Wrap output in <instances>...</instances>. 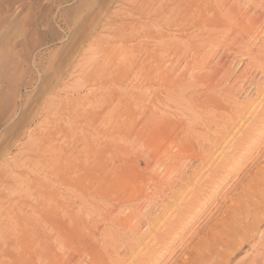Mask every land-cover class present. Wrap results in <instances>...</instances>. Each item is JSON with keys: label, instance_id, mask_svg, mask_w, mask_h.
Here are the masks:
<instances>
[{"label": "rangeland", "instance_id": "rangeland-1", "mask_svg": "<svg viewBox=\"0 0 264 264\" xmlns=\"http://www.w3.org/2000/svg\"><path fill=\"white\" fill-rule=\"evenodd\" d=\"M175 157L169 182L183 195L169 199ZM134 173L146 180L115 214L161 207L148 240L99 211ZM263 180L264 0H0V264H104L98 252L105 264H182ZM174 209L182 219L157 236ZM258 220L229 264H264Z\"/></svg>", "mask_w": 264, "mask_h": 264}, {"label": "bare ground", "instance_id": "bare-ground-1", "mask_svg": "<svg viewBox=\"0 0 264 264\" xmlns=\"http://www.w3.org/2000/svg\"><path fill=\"white\" fill-rule=\"evenodd\" d=\"M259 33V32H258ZM166 45H167V43H166ZM166 45H164V47L166 46ZM169 45V44H168ZM167 45V46H168ZM168 49V48H167ZM165 52V51H164ZM167 76V75H166ZM197 78V77H196ZM196 78H194V79H196ZM201 79V78H200ZM197 81V79L195 80V82ZM198 81H199V78H198ZM201 81H202V79H201ZM202 83V82H201ZM205 83V82H204ZM203 83V84H204ZM193 84H195V83H193ZM200 84V83H199ZM196 86H197V84L195 85V88H196ZM200 86V85H199ZM204 86V85H203ZM198 87V86H197ZM193 88V87H192ZM213 97V96H212ZM203 98V97H202ZM202 98H200V99H202ZM194 99V98H193ZM195 99H197V98H195ZM199 99V100H200ZM209 99H211L210 97H209ZM213 100V99H212ZM215 100V99H214ZM203 101V100H202ZM210 101V100H209ZM196 102H198V100H196ZM207 102V101H206ZM214 102V101H213ZM200 103H201V101H200ZM205 103V102H204ZM206 104V103H205ZM214 104V103H213ZM204 106H208V105H204ZM223 107V106H222ZM207 108V107H206ZM219 113V112H218ZM180 125H182V124H180ZM190 125V124H189ZM192 125V124H191ZM180 128V127H179ZM187 128H189V127H187ZM188 130V129H187ZM170 132V131H169ZM183 132V131H182ZM187 132V131H186ZM168 134V133H167ZM189 134V133H188ZM184 137H186V135H183ZM193 139V138H192ZM181 140V139H180ZM214 140V139H213ZM192 142H194L195 143V141L193 140ZM172 145H173V143H172ZM179 145V144H178ZM203 145V144H202ZM193 146V145H192ZM201 146V145H200ZM208 146V145H207ZM172 147V146H171ZM166 152H167V149H166ZM168 155V154H167ZM170 155V154H169ZM174 155V154H173ZM172 155V156H173ZM153 156V155H152ZM150 157L151 156H149V159L147 158V160H151L150 159ZM184 157V156H183ZM161 158V157H160ZM169 158V157H168ZM181 157H175V161H174V163H175V165H173V166H168V165H165V163H164V196H166V195H168L169 196V199H174V198H176L177 196H178V194H182L181 192L183 191L182 190V188H179L178 190H172L173 189V184H171L169 181H170V177H171V175H179L178 174V171H180V169L178 170L177 168H176V166H179V159H180ZM138 159V158H137ZM137 159H135L136 161H137ZM139 159H142V158H139ZM138 159V160H139ZM153 159V158H152ZM183 160V159H182ZM142 161V160H141ZM199 161V160H198ZM201 161V160H200ZM182 162V161H181ZM195 162V161H194ZM173 164V163H172ZM144 165V164H143ZM194 165H197V163L196 164H194ZM194 165H192V166H194ZM130 167L131 166H129L128 168L130 169ZM138 167V166H137ZM184 166L182 165V168H183ZM196 167V166H195ZM195 167H193V169L195 168ZM127 168V169H128ZM132 168V167H131ZM181 168V167H180ZM181 168V169H182ZM191 169V168H190ZM189 169V170H190ZM193 169H191V170H193ZM131 170V169H130ZM129 170V172L131 173V171ZM153 170V169H152ZM197 170V169H196ZM138 171H141V170H138ZM150 171V173H151V170H149ZM155 170H153V172H154ZM182 171V170H181ZM120 172V171H119ZM144 173H145V171H144ZM144 173H142V176H141V178H140V176H139V174H137V173H134V177H133V179L130 181H128V182H126V180L124 181V180H120L119 182H118V191H116V192H114V194L112 195L111 194V196H114V200H115V203L114 204H107L108 202H107V198H106V201H105V205H103V206H101V208H100V210H99V208H98V210L101 212V217H102V219H103V221L105 222L104 224L106 225V226H110L111 228H116L117 227V229H118V227H119V229H121L122 231H123V234H125V235H127L128 236V238H130V237H132L134 240H136V241H139V240H142V239H149V235H150V233L154 230V228L156 227V223H158V220L161 218V217H163L162 215H163V209H161V207L160 208H158L157 210H154V207H152L151 205L150 206H148V207H146L144 210H143V213H141V215H136L134 212L137 210L135 207V211L133 210V212H128L129 214H127V215H125V213H120V214H115V212L117 211V208H119V206H121V205H124V204H128V205H132V204H130V198L132 199V195H134L133 193L136 191V189H135V187L137 186V184H138V181L137 180H140V181H142V182H144L145 180H146V175L144 174ZM149 173V174H150ZM184 173V172H183ZM182 173V174H183ZM191 173V172H190ZM74 174H76L75 176H77V173L75 172ZM73 174V175H74ZM119 174V173H118ZM155 174H156V172H155ZM155 174H152V175H150V176H148L149 178V181H152V183H154L155 182V184H157V185H159L158 184V182L160 183V181H159V178H158V176H156ZM158 174V173H157ZM187 174V173H186ZM72 175V176H73ZM160 175V174H159ZM175 175V176H176ZM198 175V173H196L195 171H193L192 172V175H187V177H183L182 175H180V178L181 179H185L186 181H189L191 178H195L196 176ZM80 176V175H79ZM115 176V175H114ZM121 176V175H120ZM132 176V175H131ZM125 177V176H124ZM74 178V177H73ZM72 178V179H73ZM179 178V179H180ZM122 179V178H121ZM160 179H162V176L160 175ZM255 179H257V177H255ZM118 180V179H117ZM192 180V179H191ZM149 181H147V182H149ZM150 183V182H149ZM255 182H252V183H250V185H253ZM262 183H263V187H264V180L262 181ZM115 184V185H116ZM47 185H45V187H46ZM50 186V185H49ZM176 187V186H175ZM47 188V187H46ZM112 188V187H111ZM114 188V187H113ZM53 189V188H52ZM105 189V188H104ZM103 189V190H104ZM110 189V188H109ZM147 189V188H146ZM46 190V189H45ZM106 190H108V189H106ZM112 189H110L109 191H111ZM114 190V189H113ZM261 191V192H260ZM260 191H252L250 194H247L246 192H245V190L244 191H242V192H240L239 193V196H238V200H237V202L236 201H233L232 203H231V205H232V208L230 209V208H225V210L223 211V215H222V218L220 219V221L215 225H213L214 227H211V228H209L208 229V231L206 232V234L202 237V238H200L198 241H197V244L194 246V248L193 249H191L189 252H188V255L185 257V259L182 261V264H229V262L231 261V259L233 258V257H235V255L241 250L240 248V244L238 245V244H236V240H237V242H238V239H239V237L243 234V233H245L247 230H252V229H255L257 226H258V224L260 223L259 222V220H258V217H259V215H263V211H264V191H262V190H260ZM44 192V191H43ZM100 193V192H99ZM102 193H103V191H102ZM101 193V194H102ZM143 193V192H142ZM157 193V192H156ZM104 194L105 193H103V197H104ZM107 194V193H106ZM109 194V193H108ZM136 194V193H135ZM149 194V193H148ZM160 194V193H159ZM162 194V193H161ZM160 194V195H161ZM100 195V194H99ZM139 195H140V193H139ZM154 195V194H153ZM156 195H158V194H156ZM160 195H158V196H160ZM183 195V194H182ZM136 196H138V195H136ZM135 196V197H136ZM162 197H163V195H161ZM107 197H109V195L107 196ZM144 197V196H143ZM149 197V196H148ZM147 196H145V198H143V200L144 199H147L148 198ZM167 197V196H166ZM105 198V197H104ZM110 198V197H109ZM142 198V197H141ZM140 198V199H141ZM158 198V197H157ZM179 198H180V196H179ZM178 198V199H179ZM112 198H110V200H111ZM136 199V198H135ZM149 199H151V198H149ZM197 199V198H196ZM109 200V201H110ZM142 200V199H141ZM142 200V201H143ZM154 200V199H153ZM166 200V199H165ZM165 200H164V203H165ZM137 201V200H136ZM142 201H140V203L142 202ZM147 201H149V200H147ZM171 201V200H170ZM198 201V200H197ZM101 202H102V200H101ZM132 202V201H131ZM159 202V201H158ZM51 203V202H50ZM103 203V202H102ZM135 203V202H134ZM139 203V204H140ZM144 203V202H143ZM167 203V202H166ZM138 204V203H137ZM149 204H150V202H149ZM153 204H155L154 202H153ZM188 204V203H187ZM23 205V204H22ZM97 205V204H96ZM148 205V204H147ZM188 205H190V203L188 204ZM187 205V206H188ZM30 206V205H29ZM32 206V205H31ZM30 206V207H31ZM91 206V205H90ZM93 206V205H92ZM133 206H134V204H133ZM132 206V207H133ZM140 206H142V205H139V208H140ZM163 206V205H162ZM167 205H165L164 204V213H165V210H166V207ZM9 207V206H8ZM28 207V206H27ZM36 207V206H35ZM45 207V206H44ZM97 207V206H96ZM127 207V206H126ZM131 207V206H130ZM130 207H129V209H130ZM131 207V208H132ZM136 207H138V205L136 206ZM144 207H145V205H144ZM23 207L21 206V209H22ZM26 208V207H25ZM32 208V207H31ZM33 208H34V206H33ZM48 208V207H47ZM121 208L122 209H124L122 206H121ZM121 208H119V210L121 209ZM172 208V207H171ZM36 209V208H35ZM79 209V208H78ZM93 209V208H92ZM129 209H127V211L129 210ZM142 209H143V207H142ZM168 209V208H167ZM50 210V209H49ZM82 210V209H81ZM96 210V209H95ZM124 210H126V209H124ZM132 209H130V211H131ZM35 211V210H34ZM78 211V210H77ZM83 211V210H82ZM127 211H124V212H127ZM139 211V210H138ZM174 211H175V209H174ZM19 212H20V210H19ZM37 212H38V210H37ZM46 212V211H45ZM44 212V213H45ZM54 213L56 212L55 211V209H54V211H53ZM87 212V211H86ZM97 212V211H96ZM140 212V211H139ZM176 212V211H175ZM196 213H194L193 215L194 216H196L197 214H199V210H197V211H195ZM4 213H6V212H4ZM43 213V214H44ZM47 213H48V211H47ZM51 213V212H50ZM79 213H81V212H79ZM137 213V212H136ZM158 213V214H157ZM37 214V213H36ZM42 214V215H43ZM57 214V213H56ZM96 214V213H95ZM137 214H139V213H137ZM150 214H152L153 216L152 217H154L155 216V218H153V219H150L151 217V215ZM28 215V214H27ZM51 215H53V214H51ZM50 215V216H51ZM35 216V215H34ZM73 216V215H72ZM194 216H191L190 218H193ZM41 217V216H40ZM45 217H48L49 218V215L48 216H45ZM55 217V216H54ZM97 217H99V216H97ZM182 214L181 213H177L176 212V214L175 215H173V213H169V215H164V231L163 232H159L160 231V229H161V227L162 226H160L159 228H157V231L156 232H158V234H157V236L158 235H163V233H164V235H166L167 233H170L171 232V230H173L175 227H176V224L177 223H179L180 222V220L182 219ZM70 218V217H69ZM28 219V218H27ZM40 219V218H39ZM44 219V218H43ZM102 219H101V221H102ZM191 220V219H190ZM31 221V220H30ZM100 221V222H101ZM102 221V222H103ZM101 222V223H102ZM145 223L146 224V226H147V229H146V231H145V233H141V231H140V225L142 224V223ZM37 224V223H36ZM103 224V223H102ZM103 224V225H104ZM160 224V223H159ZM28 225V224H27ZM143 225V224H142ZM257 225V226H256ZM255 226V227H254ZM145 227V226H144ZM110 228V229H111ZM143 228V227H142ZM37 229V228H36ZM39 229V228H38ZM106 229V228H105ZM108 229V228H107ZM116 229V230H117ZM143 229H145V228H143ZM25 230V229H24ZM101 230H103L102 228H101ZM26 231V230H25ZM109 231V230H108ZM114 231H115V229H114ZM113 231V232H114ZM119 231V230H118ZM90 232V231H89ZM103 232H104V230H103ZM102 232V234H104ZM110 232H111V230H110ZM33 233H34V231H33ZM32 233V234H33ZM115 233L118 235V233L115 231ZM0 234H2V233H0ZM28 234V233H27ZM31 234V235H32ZM37 234V233H36ZM36 234H33V235H35V238L37 239V235ZM89 234V233H88ZM122 234V236L124 237V235ZM156 234V233H155ZM16 235V234H15ZM92 235V234H91ZM109 235V234H108ZM111 235H113V234H111ZM110 235V236H111ZM120 235H121V232H120ZM89 237V236H88ZM112 237H114L115 238V236H112ZM121 237V236H120ZM119 237V238H120ZM154 237H156V236H154ZM1 238V237H0ZM17 238V237H16ZM34 238V237H33ZM49 238V237H48ZM90 238V237H89ZM118 237H117V239H119ZM125 238V237H124ZM158 238V237H157ZM156 238V239H157ZM4 239V238H3ZM2 239V240H3ZM36 239H32V241L33 240H36ZM39 239H40V237H39ZM39 239H37V240H39ZM106 239H107V237H106ZM122 238H120V240H121ZM14 240V239H13ZM29 240V239H28ZM93 240H94V238H93ZM92 240V241H93ZM115 240V239H114ZM123 240H125V239H123ZM153 240V239H152ZM158 240V239H157ZM48 241V240H47ZM109 241H111V238H110V240ZM117 242H119L118 240H116ZM159 241V240H158ZM18 242V241H17ZM38 242H40V241H38ZM140 242H142V241H140ZM145 242V241H144ZM33 243V242H32ZM76 243H78V242H76ZM105 243V242H104ZM110 243V242H109ZM149 243V242H148ZM3 244H5V243H3ZM24 244V243H23ZM42 244V243H41ZM82 244V243H81ZM98 244H99V242H98ZM113 244V243H112ZM116 243H114V245H115ZM119 244V243H118ZM123 244V243H122ZM126 244V243H125ZM124 244V245H125ZM139 244V243H138ZM33 245V244H32ZM97 245V244H96ZM121 245V244H120ZM120 245H118V246H120ZM132 245V244H131ZM238 245V246H237ZM30 246V245H29ZM28 246V247H29ZM90 246V245H89ZM123 246V245H122ZM130 246V245H129ZM3 247V246H2ZM25 247V246H24ZM43 247V246H42ZM91 247V246H90ZM96 247H98V246H96ZM125 247H128V245L127 246H125ZM134 247V246H133ZM132 247V248H133ZM191 247V246H190ZM93 248V247H92ZM123 248V247H122ZM121 247H120V249H122ZM129 248V247H128ZM128 248H126V249H128ZM21 249V248H20ZM28 249V248H27ZM91 249V248H90ZM94 249H95V247H94ZM96 249H98V248H96ZM105 249H106V247H105ZM104 249V250H105ZM119 249V248H118ZM123 249H125V248H123ZM131 249V248H130ZM34 250V249H33ZM36 250V249H35ZM89 251V250H88ZM88 251H86V252H88ZM91 251V250H90ZM108 251V250H107ZM116 251V250H115ZM123 251H125V250H123ZM98 252V251H97ZM104 252V251H103ZM105 252H106V250H105ZM132 252V251H131ZM135 252V251H134ZM27 253V252H26ZM30 253V252H29ZM102 253V252H101ZM101 253H96L97 254V258L100 260H102L103 261V263L105 264V262L106 261H104L106 258H108V260L110 259L109 258V255H107L106 253V258L104 259L103 258V256L105 255V254H101ZM91 254V253H90ZM89 254V255H90ZM134 254V253H133ZM132 254V255H133ZM19 255V254H18ZM58 255V254H57ZM83 255H85V254H83ZM27 256H29V255H27ZM52 256V255H51ZM56 256V255H55ZM91 257H89V259L90 258H95V256L94 257H92V255H90ZM117 256V255H116ZM20 257V256H19ZM18 258V257H17ZM57 258V257H56ZM53 259V258H52ZM61 259H62V257H61ZM112 259H114V258H112ZM54 260V259H53ZM58 260V259H57ZM15 261V260H14ZM93 261V260H92ZM119 261V260H118ZM117 261V262H118ZM13 262V261H12ZM110 262V261H109ZM92 263V262H91ZM111 263V262H110ZM120 263V262H119ZM93 264H94V261H93ZM112 264H114V262L112 261ZM116 264V263H115Z\"/></svg>", "mask_w": 264, "mask_h": 264}]
</instances>
